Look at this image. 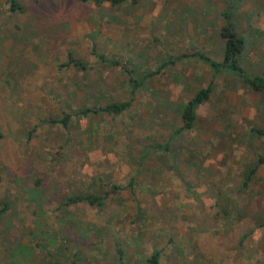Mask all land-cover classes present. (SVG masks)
<instances>
[{"label": "rangeland", "instance_id": "rangeland-1", "mask_svg": "<svg viewBox=\"0 0 264 264\" xmlns=\"http://www.w3.org/2000/svg\"><path fill=\"white\" fill-rule=\"evenodd\" d=\"M16 1L11 13L0 0V264H144L153 251L159 264H264V163L238 188L264 156L251 133L264 129V89L187 56L222 62L227 28L245 75L264 78V0ZM124 69L153 72L128 110L78 115L126 100ZM208 84L176 140L178 172L168 155L138 163ZM104 192L100 207L60 205Z\"/></svg>", "mask_w": 264, "mask_h": 264}, {"label": "trees", "instance_id": "trees-1", "mask_svg": "<svg viewBox=\"0 0 264 264\" xmlns=\"http://www.w3.org/2000/svg\"><path fill=\"white\" fill-rule=\"evenodd\" d=\"M80 3H92L93 5H100L102 3H107L111 7H118L123 4L135 5L141 0H76ZM8 10L13 12L22 11V7L18 4L16 0H7ZM221 37L224 38L223 46V61L214 62L206 57L202 53L191 52L188 57L195 58L197 62L205 65L212 76H218L221 74L234 75L241 79L242 85L250 88L253 91H259L264 89V78L261 77H249L245 75L243 68L237 64L240 53L243 51V41L234 33L230 32L227 28L221 29ZM184 57V55L180 56ZM102 59V58H101ZM163 65V64H162ZM127 73V82L130 85L128 97L124 101L107 103L103 107L95 110L91 109H79L78 115L86 116L88 113H100L101 115L107 116L112 120L119 118L123 113H125L132 101L134 100V95L137 90L142 88V85L146 79L153 75V72H137L134 75L129 74V72L124 69ZM210 84L206 85L205 88H201L196 91V93L182 106L180 107L178 113L179 116V126L173 130V132L166 138L164 143H152L140 147V152L137 156L138 163H142L148 160L153 154L158 155H168L171 160L170 167L168 168L172 172L177 173L176 159L177 155H181L182 149L180 144L176 143L178 137L183 133L191 130L193 123L195 121V111L197 107L202 104L211 92ZM59 123L61 127H66L68 122V117L64 116L55 121ZM251 133L256 136L264 137V129L251 130ZM193 155V154H191ZM163 157V156H162ZM264 163V156H258L252 165L247 166L242 174L241 180L238 188H246L251 183L257 168ZM115 188H111V191ZM106 192L103 194H91V193H80L67 196L61 206H68L72 204L82 203L89 206L100 207L105 199ZM5 205V203H4ZM247 236V233L244 235ZM144 264H159L158 254L153 251L148 257L144 259Z\"/></svg>", "mask_w": 264, "mask_h": 264}]
</instances>
